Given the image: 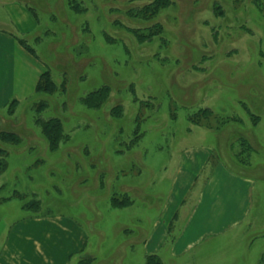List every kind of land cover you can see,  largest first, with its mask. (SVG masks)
Masks as SVG:
<instances>
[{
  "label": "rangeland",
  "instance_id": "obj_1",
  "mask_svg": "<svg viewBox=\"0 0 264 264\" xmlns=\"http://www.w3.org/2000/svg\"><path fill=\"white\" fill-rule=\"evenodd\" d=\"M170 1L146 19L141 13L154 0H0V36L12 38L15 49L23 40L35 52L13 51L18 84L0 105V131L19 136L14 144L0 142L6 151L0 231L78 225L87 239L70 264H146L148 255L160 264H259L264 0ZM46 70L57 89L35 92ZM103 86L106 102L85 107L80 99ZM201 109L212 113V126L236 121L218 130L196 125L190 118ZM53 118L63 137L49 151L36 121ZM241 139L246 147L238 157ZM201 149L209 152L205 168L225 161L246 170L255 188L251 220L222 244L203 241L172 257L177 225L187 223L192 204L176 207L179 216L169 223V192L181 161L206 157ZM184 169L185 185L191 176ZM177 192L182 198L183 190ZM113 196L129 204L116 207Z\"/></svg>",
  "mask_w": 264,
  "mask_h": 264
},
{
  "label": "crops",
  "instance_id": "obj_2",
  "mask_svg": "<svg viewBox=\"0 0 264 264\" xmlns=\"http://www.w3.org/2000/svg\"><path fill=\"white\" fill-rule=\"evenodd\" d=\"M12 42V38L0 36V105L12 97L11 86L18 84L15 75L16 62L12 60L13 51L30 54L20 43L15 49ZM201 150L206 157L192 155L191 158L181 161V167L178 168L169 192V215L172 214L169 223L175 216L178 218L177 209L189 200L192 204L187 223L177 225L181 232L170 250L172 257L182 256L203 241L214 240V243L222 244L227 237H235L240 228L248 225L251 220L255 188L247 177L246 170L225 161L205 168L209 152ZM201 150H198V154ZM184 167L190 170L191 176L185 185L183 182L188 172L184 171ZM178 182L181 183L179 186ZM177 189L183 190L182 198V193L178 195ZM176 203L178 205H173ZM176 207L178 208L174 211ZM9 226L0 231V264H70L69 258L83 249L87 239L78 225ZM151 238L152 235L147 243ZM181 240L183 243L180 245ZM177 245L181 248L179 246V251L175 252Z\"/></svg>",
  "mask_w": 264,
  "mask_h": 264
},
{
  "label": "trees",
  "instance_id": "obj_3",
  "mask_svg": "<svg viewBox=\"0 0 264 264\" xmlns=\"http://www.w3.org/2000/svg\"><path fill=\"white\" fill-rule=\"evenodd\" d=\"M171 4L170 0H154L153 2V8H151L150 10L147 11V13H145L143 11V13H141V16H143V18L145 17L146 19H154L158 13L160 12V10L166 8L167 6H169ZM148 37V36H146ZM19 43L32 55H35L34 50L29 47L23 40H19ZM56 84L55 82L52 80L51 76H50V72L48 70L44 71L43 73L40 74L36 86H35V92L38 93H48L51 94L53 92H55L56 90ZM109 96V89L107 86H103L100 87L88 94H86L84 97H82L80 100L82 101V103L85 105V107L89 108V109H97L100 108L108 99ZM16 101L12 100L8 107H7V113H11L12 112V104H15ZM118 106V105H117ZM114 106V108L112 107L110 109V114L112 115V117L117 118L119 115L116 112L118 110L119 107ZM38 107H41V104L38 105ZM211 112L207 109H201L199 110L196 115L194 117H191L190 120L192 122H194L196 125H201V126H205L208 128H215L218 130V128H220L221 125H225L227 124L230 120L232 121H236V119H231V118H225L224 121H221L222 123H218L220 125L218 126H212V122H209L210 117H211ZM200 116V117H199ZM253 117V119L256 118V116H251ZM135 120H138V117H135ZM37 125L40 128L41 134L43 135V137L45 138V141L47 142V148L49 151H55L58 148V144L60 139L63 137L62 134V126H61V122L60 120L53 118V119H49L46 121H39L37 119L36 121ZM136 128H134L135 130ZM242 140V139H241ZM0 142L1 143H8V144H14L19 142V136L12 131H0ZM242 143H240V147L241 145H244L246 141H244V139L241 141ZM133 145V141H131V147ZM245 145L244 148H240V151H238L236 154V156L240 157L241 156V149H245ZM248 149V148H247ZM5 156H6V151L3 148H0V173H2L5 169H6V160H5ZM242 160V159H241ZM244 160L240 161V163H242ZM129 200H127L126 197H124V199H117L116 197H112L111 198V204L116 206V207H124L125 205L129 204L128 203ZM31 205V207L33 206L31 203L29 204ZM146 264H160V261L158 259V257L156 255H148L146 256ZM259 264H264V255L261 257Z\"/></svg>",
  "mask_w": 264,
  "mask_h": 264
}]
</instances>
